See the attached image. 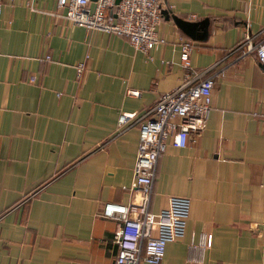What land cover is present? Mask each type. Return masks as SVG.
I'll return each mask as SVG.
<instances>
[{
	"label": "crops",
	"instance_id": "0c3cea01",
	"mask_svg": "<svg viewBox=\"0 0 264 264\" xmlns=\"http://www.w3.org/2000/svg\"><path fill=\"white\" fill-rule=\"evenodd\" d=\"M164 4L183 19L208 18L190 66L218 63L224 74L205 127L157 160L149 210L190 199L184 236L166 244L160 264H188L189 243L206 234L201 264H264V67L231 52L246 29L264 39V0ZM57 11V0H0V264L114 263L115 220L100 211L132 199L138 143L137 127L119 133L117 118L150 109L184 73V34L171 18L162 15L164 42L147 59L124 37Z\"/></svg>",
	"mask_w": 264,
	"mask_h": 264
},
{
	"label": "built area",
	"instance_id": "2783aa9c",
	"mask_svg": "<svg viewBox=\"0 0 264 264\" xmlns=\"http://www.w3.org/2000/svg\"><path fill=\"white\" fill-rule=\"evenodd\" d=\"M60 11L53 15L86 31L96 30L124 37L135 49L150 59V52L164 42L158 34L164 0H57ZM247 28V26H246ZM245 30L231 52L252 54L264 65V39ZM179 61L184 70L178 85L161 93L153 106L138 115L121 113L117 118L119 133L129 127L138 129V143L132 168V199L126 203L106 202L100 214L115 220L112 242L117 247L113 264H160L168 242L180 240L185 233L190 213V199L171 196L167 205L157 212L149 210L152 185L158 158L168 145L185 147L192 134L205 127L216 80L224 74L223 67L194 71L189 62L194 42L178 36ZM49 57L46 56V59ZM85 62L75 65L79 77ZM32 80V79H31ZM138 96L139 91L128 90ZM211 245V235H202L197 243H189L188 264H201L203 252ZM195 253V254H194Z\"/></svg>",
	"mask_w": 264,
	"mask_h": 264
},
{
	"label": "water",
	"instance_id": "95a60500",
	"mask_svg": "<svg viewBox=\"0 0 264 264\" xmlns=\"http://www.w3.org/2000/svg\"><path fill=\"white\" fill-rule=\"evenodd\" d=\"M95 1V0H92ZM119 0H116L118 3ZM161 14L166 18H171L175 25L182 31V33L191 40L205 41L208 36V18L201 19L199 21H190L178 17L168 9H162ZM264 67V65H263Z\"/></svg>",
	"mask_w": 264,
	"mask_h": 264
}]
</instances>
